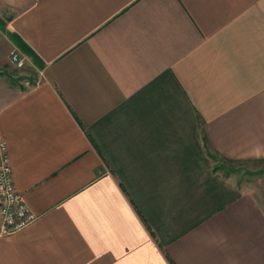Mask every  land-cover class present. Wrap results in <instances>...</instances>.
<instances>
[{"label": "crops", "instance_id": "0c3cea01", "mask_svg": "<svg viewBox=\"0 0 264 264\" xmlns=\"http://www.w3.org/2000/svg\"><path fill=\"white\" fill-rule=\"evenodd\" d=\"M0 136L38 216L0 264H264L209 155L264 160V0H0Z\"/></svg>", "mask_w": 264, "mask_h": 264}, {"label": "built area", "instance_id": "2783aa9c", "mask_svg": "<svg viewBox=\"0 0 264 264\" xmlns=\"http://www.w3.org/2000/svg\"><path fill=\"white\" fill-rule=\"evenodd\" d=\"M10 63L17 70L34 67L30 58L17 49L10 54ZM37 219L38 216L15 186L8 146L0 136V238L26 230Z\"/></svg>", "mask_w": 264, "mask_h": 264}, {"label": "rangeland", "instance_id": "374dc122", "mask_svg": "<svg viewBox=\"0 0 264 264\" xmlns=\"http://www.w3.org/2000/svg\"><path fill=\"white\" fill-rule=\"evenodd\" d=\"M15 71L22 73V76L26 78L24 84L27 88L36 84L37 72L31 67L25 70ZM216 168L220 166H226L223 171L224 174L231 170V176L235 179L237 184L245 191L252 193L264 208V161H238L234 163H227L222 158L217 157L214 159Z\"/></svg>", "mask_w": 264, "mask_h": 264}, {"label": "trees", "instance_id": "16d2710c", "mask_svg": "<svg viewBox=\"0 0 264 264\" xmlns=\"http://www.w3.org/2000/svg\"><path fill=\"white\" fill-rule=\"evenodd\" d=\"M209 155H210L211 158H213V159L216 158V156L213 155L212 153H210V151H209ZM260 161H264V160H260ZM225 162H227V163H234L235 161L227 160V161H225ZM225 169H226L225 164H224V166H220V167L217 168L218 171H224ZM231 173H232L231 170H228V173H227L226 175L230 176Z\"/></svg>", "mask_w": 264, "mask_h": 264}]
</instances>
